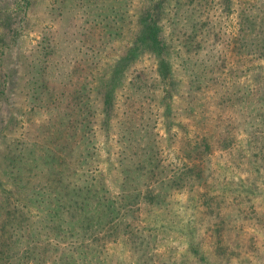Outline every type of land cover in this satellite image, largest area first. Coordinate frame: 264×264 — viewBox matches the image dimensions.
I'll return each mask as SVG.
<instances>
[{"label": "rangeland", "instance_id": "obj_1", "mask_svg": "<svg viewBox=\"0 0 264 264\" xmlns=\"http://www.w3.org/2000/svg\"><path fill=\"white\" fill-rule=\"evenodd\" d=\"M0 264H264V0H0Z\"/></svg>", "mask_w": 264, "mask_h": 264}, {"label": "trees", "instance_id": "obj_2", "mask_svg": "<svg viewBox=\"0 0 264 264\" xmlns=\"http://www.w3.org/2000/svg\"><path fill=\"white\" fill-rule=\"evenodd\" d=\"M161 43H162V42H160V41H158V42H156V43L154 42V44H156L155 46H156V47L158 46L157 48L159 49V51H160V49L162 48ZM152 44H153V43H152ZM160 47H161V48H160Z\"/></svg>", "mask_w": 264, "mask_h": 264}]
</instances>
